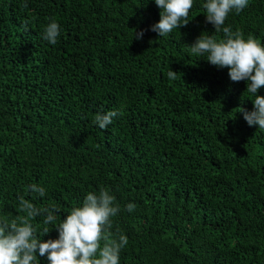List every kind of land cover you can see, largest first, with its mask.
I'll use <instances>...</instances> for the list:
<instances>
[{
    "label": "trees",
    "instance_id": "obj_1",
    "mask_svg": "<svg viewBox=\"0 0 264 264\" xmlns=\"http://www.w3.org/2000/svg\"><path fill=\"white\" fill-rule=\"evenodd\" d=\"M205 2L160 37L154 0H0V218L22 215L21 195L56 205L54 224L33 221L56 239L104 187L120 205L111 231L128 238L120 264H264V129L239 112L253 110L246 81L190 52L202 33L222 38ZM53 19L54 45L43 39ZM225 26L264 45V0ZM108 111L120 114L101 129L94 118Z\"/></svg>",
    "mask_w": 264,
    "mask_h": 264
},
{
    "label": "clouds",
    "instance_id": "obj_2",
    "mask_svg": "<svg viewBox=\"0 0 264 264\" xmlns=\"http://www.w3.org/2000/svg\"><path fill=\"white\" fill-rule=\"evenodd\" d=\"M160 9V19L150 27L160 37L167 36L174 29L187 26L194 0H154ZM249 0H206V22L214 26L222 38L202 33L189 46L190 52L205 56L218 68H227L232 82L246 81V91L254 99L253 110L239 108L249 126L258 125L264 129V96L258 91L264 87V45L249 34L247 38L239 30L235 32L225 21L232 11L237 14L248 6ZM27 7V3L23 5ZM25 30L29 21H24ZM145 30L134 33L141 39ZM60 36V25L53 19L45 26L43 39L56 44ZM169 79H175L177 72L169 69ZM120 113L108 111L97 113L93 123L105 129ZM29 192L44 197L46 189L37 184L28 185ZM18 212L15 218H0V264H37L38 257H47L49 264H120V252L127 246L124 234L114 235L112 217L120 211V205L107 188L89 192L82 205L74 206L70 213L55 225L58 238L42 240L37 235L36 217L43 215V224H54L59 209L56 205L37 207L33 202L19 196ZM127 210H135V204H127ZM50 232L44 227L43 236Z\"/></svg>",
    "mask_w": 264,
    "mask_h": 264
}]
</instances>
